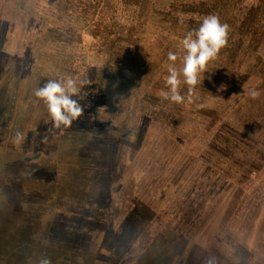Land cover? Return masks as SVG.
Returning <instances> with one entry per match:
<instances>
[{
	"label": "rangeland",
	"instance_id": "1",
	"mask_svg": "<svg viewBox=\"0 0 264 264\" xmlns=\"http://www.w3.org/2000/svg\"><path fill=\"white\" fill-rule=\"evenodd\" d=\"M209 14L226 46L191 90L180 77L183 103L162 99L168 53L181 67ZM59 46L72 61L41 52ZM115 73L138 76L130 95ZM65 76L87 82L84 111L57 128L33 92ZM41 258L264 264V0H0V264Z\"/></svg>",
	"mask_w": 264,
	"mask_h": 264
},
{
	"label": "clouds",
	"instance_id": "2",
	"mask_svg": "<svg viewBox=\"0 0 264 264\" xmlns=\"http://www.w3.org/2000/svg\"><path fill=\"white\" fill-rule=\"evenodd\" d=\"M182 22V21H181ZM229 25L221 23L215 14H209L202 18L199 26L188 31L180 41L183 51L181 67H176L175 62L178 56L175 52L168 53V60L171 63L167 66L168 75L165 84L168 91H161L160 97L170 102L180 104L185 97L180 94V77L183 82L191 88L201 83L204 73L207 70L209 61L214 60L221 48L226 46L228 40ZM86 81H77L71 76L47 80L41 87L34 90L33 95L41 100L47 107L55 127L71 126L84 111L76 97L80 89L86 85ZM252 99L259 97V91L253 89L249 92ZM24 135L16 133V142L24 140ZM39 264H51L47 258H41Z\"/></svg>",
	"mask_w": 264,
	"mask_h": 264
},
{
	"label": "trees",
	"instance_id": "3",
	"mask_svg": "<svg viewBox=\"0 0 264 264\" xmlns=\"http://www.w3.org/2000/svg\"><path fill=\"white\" fill-rule=\"evenodd\" d=\"M163 1H165V0H163ZM224 2V1H223ZM85 26H87V27H85V29H86V31H85V33L86 34H91V35H93V36H97V37H100L99 36V34H96V32H97V30H98V28H96V26H88V24H86ZM102 37H104L105 38V40L106 41H108V46L110 47V48H117V44H118V38L110 31V30H106L105 32H104V35L102 36ZM46 57H47V60H48V62H50V61H53V60H55L56 58L57 59H62V58H65V60H69V61H72V56L71 55H69V53H65V51H64V53L62 52V53H57V54H46ZM103 71H105V69H103ZM114 76H116L117 77V79H116V81H119V82H122V83H128L127 85V88L125 89V92L128 94V95H130L131 93H132V91H133V89L135 88V85H136V83H137V81H136V78L138 77V76H134V77H132V76H125V75H123V77H121V78H119L118 77V75L115 73L114 74ZM113 76V77H114ZM95 176H97V174H95V172L94 173H92L89 177H95ZM98 177V176H97ZM99 178V177H98ZM100 179V178H99ZM136 214H138V229H140L143 225H142V223H141V221H142V216H140V214L137 212ZM135 214V215H136Z\"/></svg>",
	"mask_w": 264,
	"mask_h": 264
},
{
	"label": "crops",
	"instance_id": "4",
	"mask_svg": "<svg viewBox=\"0 0 264 264\" xmlns=\"http://www.w3.org/2000/svg\"><path fill=\"white\" fill-rule=\"evenodd\" d=\"M10 15H11V13H10ZM12 16V15H11ZM4 36H3V40H4V42H6V43H12L11 45H9V46H7V48H4V47H2L1 48V51H3V52H5V57L9 60L8 62V65H9V67H7L6 68V70L7 71H13V69H14V64L12 63V59H13V57H14V53L16 52L17 53V46H14L13 45V43H14V36H15V33H14V31H13V29H12V27H11V25H9V27H8V29H7V31L3 34ZM37 47V46H36ZM39 47L40 46H38L37 47V51L39 52ZM64 47V46H63ZM14 48V49H13ZM37 51H36V53H37ZM74 48H67L66 50H65V53H69V55H71L72 56V58H74ZM41 52L42 53H45V54H57V53H64V51H62L61 49H60V46L59 47H53V48H49V49H47V50H45V51H43V50H41ZM15 55H17V54H15ZM62 61V60H61ZM9 69V70H8ZM35 70H38V68H36ZM61 71V70H60Z\"/></svg>",
	"mask_w": 264,
	"mask_h": 264
}]
</instances>
